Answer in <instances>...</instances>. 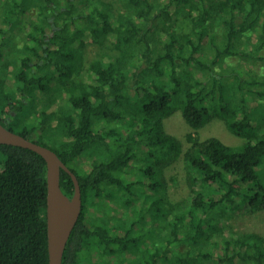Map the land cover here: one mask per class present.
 <instances>
[{
	"label": "trees",
	"instance_id": "1",
	"mask_svg": "<svg viewBox=\"0 0 264 264\" xmlns=\"http://www.w3.org/2000/svg\"><path fill=\"white\" fill-rule=\"evenodd\" d=\"M85 38L119 55L81 79ZM245 61L262 72L244 76ZM178 111L242 143L189 134L183 152L163 130ZM0 124L79 181L62 264H264L259 235L221 224L264 211V0H0ZM181 155L189 194L171 202L162 174ZM60 187L73 197L64 170ZM46 210L45 160L0 145V264H49Z\"/></svg>",
	"mask_w": 264,
	"mask_h": 264
},
{
	"label": "rangeland",
	"instance_id": "2",
	"mask_svg": "<svg viewBox=\"0 0 264 264\" xmlns=\"http://www.w3.org/2000/svg\"><path fill=\"white\" fill-rule=\"evenodd\" d=\"M20 33L21 32L17 33V35H20ZM73 50L75 58L82 63L83 71L80 76L81 79L86 78L87 71L90 68L91 64L98 61L101 57H117L119 55V52L115 50L114 41H112V39H109L108 41L101 44H96L92 41L90 42L86 38L84 40L81 39L79 45ZM240 64V71L242 74H244V76L247 75L255 77L257 76V74L259 75L262 72L259 63L245 61L244 63ZM52 99L53 97H50V100ZM53 125H55V122L53 123ZM163 130L165 134L173 136L181 142L183 152H185L189 146L187 141V136L189 134L198 135L202 139H206L208 137H217L223 142L230 145H238L242 143V140L232 135L226 129L224 123L218 119H213L204 128L195 132L187 125L180 111L176 112L173 116L164 121ZM162 176L167 185L164 190V195L169 201H180L181 199H185L188 196L189 189L186 183V172L184 169L182 155L175 163L164 168ZM149 224L150 226H153L154 223L152 221ZM221 224L223 225L222 235L224 236L243 233H255L264 240V211L257 212L255 214H238L236 215V217H233L229 221L227 219L221 220ZM147 241L148 239L144 238L143 244L147 245ZM93 256L95 255L88 252L82 254L80 256V264H96L95 258L97 257ZM98 262L99 264H103V262L104 264H113V262L111 260H108V258H105V260H99Z\"/></svg>",
	"mask_w": 264,
	"mask_h": 264
},
{
	"label": "water",
	"instance_id": "3",
	"mask_svg": "<svg viewBox=\"0 0 264 264\" xmlns=\"http://www.w3.org/2000/svg\"><path fill=\"white\" fill-rule=\"evenodd\" d=\"M0 145L20 147L40 155L47 165V238L49 264H62L70 235L82 214V193L76 175L48 147L6 129L0 124ZM67 172L74 183V195L67 197L60 187V172Z\"/></svg>",
	"mask_w": 264,
	"mask_h": 264
}]
</instances>
